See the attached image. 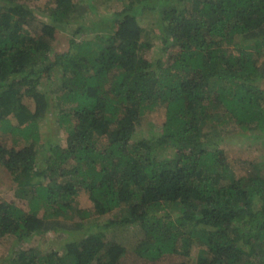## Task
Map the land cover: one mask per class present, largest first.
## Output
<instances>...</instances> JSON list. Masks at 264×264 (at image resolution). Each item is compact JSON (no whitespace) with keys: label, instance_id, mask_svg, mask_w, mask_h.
Here are the masks:
<instances>
[{"label":"trees","instance_id":"trees-1","mask_svg":"<svg viewBox=\"0 0 264 264\" xmlns=\"http://www.w3.org/2000/svg\"><path fill=\"white\" fill-rule=\"evenodd\" d=\"M31 1L0 0V127L29 141L0 138L22 200L0 197V264H264V163L218 147L264 133V0H120L91 26L96 0Z\"/></svg>","mask_w":264,"mask_h":264},{"label":"rangeland","instance_id":"rangeland-1","mask_svg":"<svg viewBox=\"0 0 264 264\" xmlns=\"http://www.w3.org/2000/svg\"><path fill=\"white\" fill-rule=\"evenodd\" d=\"M28 2L31 5H34V1L28 0ZM95 4L97 5L96 11L89 10V13L87 14V20L86 24L90 25L92 24V20H100L101 17L104 16H112L116 9H119L122 7V2L120 0H110L109 2L104 0H96ZM149 17H151L149 14H146ZM144 16V15H143ZM145 17V16H144ZM98 33L104 32L101 28L97 31ZM97 32H89V36H92L93 34H96ZM70 36L68 31H62L59 34L58 40L55 42V49L60 51H66L68 50L72 45L69 41ZM80 38L78 37V40ZM55 71H53V75H55ZM46 85H42V88ZM35 104H30V108H34ZM13 118V117H12ZM153 117H148V119H151ZM156 122H160V116L156 117ZM147 120V118H146ZM12 123H16V119L13 118ZM57 123L56 115L53 112H47L46 116L40 119L39 126L42 127L43 132L46 134L52 133L51 135H55L56 137H63V130H65L62 126H59ZM233 125V123L231 122ZM148 124L145 121L144 124L139 128L138 130V136H143L145 131L148 129ZM238 130L230 131L229 134H226L222 137V140L219 142L218 147L223 149L225 151V155L228 156L229 159H246L249 161H254L256 163L263 162L264 163V139H258L255 138V136L258 135H264L262 132H257L258 130L253 131L250 133L252 136H246L245 135L238 134ZM17 135V134H16ZM14 134H11L9 131H6L0 127V138L5 140L7 143L11 145H16L18 148L22 147L24 145L28 144L27 138H19L16 141L13 138ZM14 140V141H13ZM64 143V140H63ZM11 174L4 168L3 165L0 164V197L7 200V201H14V202H21L22 200L17 197V193L15 191V188H13V181H12ZM81 203H88L86 199V195L81 194L80 196ZM118 213V210H115L113 213H109L106 216L100 218L99 221V227L101 229H104L109 237L112 236L116 229L114 227H108L105 228L106 225H108V219L110 217H115ZM95 225V224H94ZM107 227V226H106ZM97 229V226H95ZM78 232L75 230H68L66 232H63L60 230L59 233H48V235L44 236V242L41 244L39 237L34 238L32 241L33 244H40L42 248L48 247L49 250L56 249L59 252L64 251L65 242L67 240L76 238L79 236L77 234ZM123 235L125 237H130V240L132 239L133 233L131 230H124ZM13 239L11 237H5L3 240H0V254H6L10 251L12 245H13Z\"/></svg>","mask_w":264,"mask_h":264}]
</instances>
